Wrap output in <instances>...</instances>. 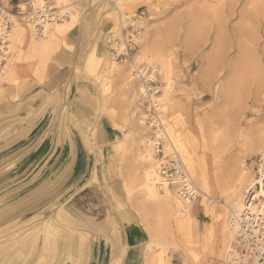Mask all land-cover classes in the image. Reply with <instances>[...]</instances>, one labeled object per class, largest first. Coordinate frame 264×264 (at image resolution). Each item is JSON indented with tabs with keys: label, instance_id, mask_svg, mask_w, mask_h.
Returning a JSON list of instances; mask_svg holds the SVG:
<instances>
[{
	"label": "rangeland",
	"instance_id": "rangeland-1",
	"mask_svg": "<svg viewBox=\"0 0 264 264\" xmlns=\"http://www.w3.org/2000/svg\"><path fill=\"white\" fill-rule=\"evenodd\" d=\"M240 1L237 9H250L259 26L242 35L245 55L232 42L213 47L214 25L194 27L191 11L204 1L54 0L61 14L68 12L58 24L68 28L46 47L10 16L11 40L0 47V264H85L94 241L116 239L130 224L145 230L157 264L224 263L236 237L230 210L251 183L249 161L264 150V0ZM73 27L75 44L64 37ZM109 37L118 40V53H110ZM152 58L164 61L166 71ZM63 66V82L39 90ZM137 66L156 69V79H146L158 87L168 137L200 192L190 225L177 222L161 195L151 199L142 188L148 163L140 154L149 131L141 118L142 81L132 75ZM45 136L57 138L61 160L84 154L81 178L65 180L61 160L43 175L37 168L44 165L22 164ZM59 213L78 225L62 223ZM72 247L80 249V262L71 258Z\"/></svg>",
	"mask_w": 264,
	"mask_h": 264
},
{
	"label": "bare ground",
	"instance_id": "bare-ground-1",
	"mask_svg": "<svg viewBox=\"0 0 264 264\" xmlns=\"http://www.w3.org/2000/svg\"><path fill=\"white\" fill-rule=\"evenodd\" d=\"M184 1H186V0H184ZM195 1L196 2L204 1V8L201 9L202 8L201 7V8H199L201 10H197V11L195 10L196 8H194V10L191 11L192 14H191L190 17H191V20L193 21L194 27L198 26L200 24H205L206 26H209V27H211V25L215 26V29H216L217 33L215 32L216 33L215 37H214V39H212L210 44H212L213 47L214 46H219L220 44L222 46H224V47H228L229 42H232V43L235 44V48H236V50L238 49V52L241 51L242 52V53L240 52L241 54L247 53V51H246L247 45L243 43L244 41L242 42V38H243L242 35H244L245 32H246V34H247V32H251L252 34H253V32L256 33L258 31V27H259L257 20H254V18H252V16H249L250 9H249V11H247V14H245L246 12H244L245 9L243 11H242V9L238 10L237 8H238V6L241 3L240 0H195ZM246 2H247V0H246ZM41 3H42V0H38V4H41ZM201 3H203V2H201ZM242 3H243V0H242ZM253 4L256 5V3H254V2H253ZM243 6L244 5H242V7ZM244 8H245V6H244ZM249 8H253V7H249ZM253 9H251V10H252V13L254 14V10ZM58 13L60 15H64L65 17H66V14H68V12L65 13V14H61L59 9H58ZM256 14H254V15H256ZM258 15H260V14H258ZM234 19L237 20V23L232 24L231 21L232 20L234 21ZM63 20L66 21L64 18H63ZM63 20H61L60 22H62ZM60 22H57V23H46L43 26L44 28H43L42 34L40 36H37V37H40V39H38V40L35 37L36 36L35 32L31 28H29L30 29V33L32 34L31 35L32 39L35 40V42H38L39 45L41 44L44 47H46L48 44H50L52 41H54L55 38H57L56 36L58 34H60L63 30H65L68 27V25L65 26L63 24L62 25L58 24ZM248 22H250V23L248 24ZM23 24H21V23L19 24V25H21V28H22ZM54 25H56V27L54 28L55 30L54 31L50 30ZM121 25H122V23H121ZM194 27H192V30H194L195 28L197 30L201 29V26H198V27H195V28ZM23 28L25 30H27L26 29L27 27L25 28L23 26ZM14 29H16V28H14ZM190 30H191V28H190ZM263 33H264V30H263ZM252 34H251V36L253 37ZM240 36H241V39H240L241 41L239 40ZM46 37H47V39H46ZM255 38L256 37L252 38L254 40L251 39L252 40V41H250L251 44H252V42L254 44H256L255 41H257V39L255 40ZM10 40H11V31L9 33V43H10ZM248 43H249V41H248ZM106 44L108 46V49H109L110 53H111V51L115 52V53H118V51L120 50L117 47L118 40L115 39V38H111V37L106 38ZM222 46L219 47V49L220 48L224 49V48H222ZM122 48H124V47H122ZM248 48H250V46ZM125 50L126 49L124 48V51ZM225 50L226 49H224L223 52ZM116 56L117 55H115V57ZM239 56H238V58H239ZM113 59H114V57H113ZM254 59H256V58H254ZM149 61H151V64L152 63L159 64L166 71L167 65H166V63L164 61H162L160 59H157V58H152ZM154 64H152V65H154ZM142 67L141 68H139L138 66L134 67V69L132 70L133 77H135V76L137 77L138 76L139 78H141V77L145 78L146 77V78H150V79H156V74H155V70L156 69L155 68L152 67L153 68L152 70H148V68H142ZM149 71H151V72H149ZM140 83H141V88H142V104H144V102H145L144 100H147V99L150 100L152 102V104H154L155 109H156V113L158 114L157 117H158V119L160 120V122H161V124L163 126L162 127L163 130L159 129V131H157V130L155 132L152 131V128L149 125H147V117H146V114H145L144 110L141 111V118H142L143 124H144V126H146V128L149 131L148 140L145 142V146L143 147V150H142V152L140 154L141 158L139 157L140 160L144 159L143 161L148 163L147 166L145 168H143V172H142V179H141L142 188H143L145 194L151 199H155L157 195H161L163 197V201L162 202H164L166 207L169 210H171V208H172L176 212V217L175 216L174 217L177 219V222L186 221L188 223V225H190V223H192V216H191V211H190V206L192 205V203L189 200H182L181 197H179V195H178L179 188H176L175 185H169V183L166 181V179H164L163 177L160 176L159 165H158V161H157V157H156V152H157L156 149H157L158 142L160 140L162 142L164 158L166 160L169 159V158H174L176 163L180 164L179 167L176 166L177 170H180V172H182V170L185 171L186 175L188 177H190L191 181L194 184L193 178L191 177V175H190V173H189V171H188V169L186 167V164H185L184 160L182 159L181 155L174 148V146H172V144L170 142L172 140H170L169 137H168V134H169V130L167 131L168 125H167L166 120H164L163 114H162V112L160 110L161 109V104L159 102V97L157 95H154L153 93L148 94V88L150 86L149 85L145 86L143 82H140ZM156 90H158V88L153 89V91H156ZM147 94H148V96H147ZM170 137L174 138L176 136L174 135V137H173V135H172ZM259 139L255 142L254 147H257L258 144H260L261 140H259ZM173 142L174 141H172V143ZM175 142H176V140H175ZM169 148H170V150H169ZM261 152H264V150H262ZM151 160L154 162V164H152L153 162ZM190 164H191V162H190ZM152 166H154L155 168H152ZM250 172L252 174L251 175L252 176L251 177V183H249V185L243 190V195L247 191L248 187L252 185V182H253V177L254 176H253V173H252L251 170H250ZM177 180L178 179H175L174 181H177ZM241 181H242V179H241ZM241 181L239 183H241ZM197 192H198V197H199V193L200 192L198 191V189H197ZM201 193H202V197H204V198H212V197L208 196V194H206L204 192H201ZM234 195H236L235 196L236 198L240 196L239 193L238 194H234ZM242 207H243L242 200H240V203L238 204V207L236 209H234V210L233 209L230 210V214L233 215L234 214L233 212L241 211ZM192 209L194 210V208H192ZM252 211H254V207H252ZM68 220L70 221V219H68ZM235 228L236 227H231L232 231L235 232ZM231 247H232V245H231ZM231 252L232 251H231V248H230V250L228 252V257L225 260L232 258L230 256ZM234 255L236 256V254H234ZM234 260H235V262H233L232 264H240V261H239L238 257H235ZM244 264H247V263H244Z\"/></svg>",
	"mask_w": 264,
	"mask_h": 264
},
{
	"label": "built area",
	"instance_id": "built-area-1",
	"mask_svg": "<svg viewBox=\"0 0 264 264\" xmlns=\"http://www.w3.org/2000/svg\"><path fill=\"white\" fill-rule=\"evenodd\" d=\"M53 4L54 0H42L41 4H38V0H24L16 6L14 14L0 9V47H5L9 42L12 26L10 16L21 19L35 32L36 36L42 34L43 26L46 23H57L63 20L65 16L60 15ZM124 56L126 58L127 54ZM140 79L145 86H150L148 94H158V90L153 91L158 87L154 86L151 80L146 77ZM144 101L143 110L147 117V125L154 132L159 129L163 130L154 104L148 99ZM156 150L160 176L166 179L169 185L179 188L178 195L182 200H189L193 203L198 198V192L190 177L186 175L185 171L177 170L176 166L179 167L180 164L176 163L174 158L167 160L164 158L161 140L158 142ZM249 168L254 176L253 182L242 197V210L235 211L231 215L230 226L236 227V237L231 247L230 256L232 258L225 260L223 264H232L235 262V257H238L240 264H264V152L249 161ZM175 179L178 180L174 181ZM252 207H254V211H252Z\"/></svg>",
	"mask_w": 264,
	"mask_h": 264
},
{
	"label": "crops",
	"instance_id": "crops-1",
	"mask_svg": "<svg viewBox=\"0 0 264 264\" xmlns=\"http://www.w3.org/2000/svg\"><path fill=\"white\" fill-rule=\"evenodd\" d=\"M0 1H5L6 3L10 4L11 10H16V6L22 3L24 0ZM66 24L70 25V22L67 21ZM77 29L78 28L76 27L70 28L64 34L65 39L71 44H75V42L78 40L79 33ZM65 69H67V67L63 66L42 84L36 83V85L41 84L39 90L45 93L56 89L63 82L65 76L67 75ZM66 147L69 151L75 150L76 148L74 145L70 144H68ZM33 150L34 154L31 152L33 155L28 157L27 160H24L22 164L28 161V163H40V166L44 165L45 168H37V172L40 175H43L47 169L49 171L51 170L50 166L52 164L54 166L55 163L58 164L60 162V157L56 156L54 153L56 150H59L58 154L60 153L59 156H61L63 148L57 143V138L55 140V138H52V136L48 138L45 136L40 144L37 143L34 146ZM67 155L68 156L66 158L72 156L71 159L69 158L70 162L68 163L64 159L61 160L62 163L60 162V168L62 169L61 171L64 172V169L66 168V176L64 179L72 180L75 177L77 179L81 178L87 165L86 157L81 151H75L73 153L69 152ZM68 164L70 165V169H67V166H69ZM58 218H60L61 222L65 223L66 225H78L77 220L74 219V217H72L69 213H59ZM68 219H70L71 222ZM73 236L76 235L74 234ZM72 241L78 243V237H72ZM147 243L148 239L146 232L141 226L137 224L126 225L121 230L120 236L118 238L94 241L92 243V247L89 249V253L87 254V260L85 264H113L116 260L119 261L118 264H157V258L155 254H151L147 251ZM72 244L75 246V243ZM71 253V256H74L71 258H76L74 261H81L83 255L79 248L72 247ZM169 264H174V260H170Z\"/></svg>",
	"mask_w": 264,
	"mask_h": 264
}]
</instances>
